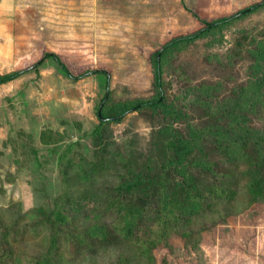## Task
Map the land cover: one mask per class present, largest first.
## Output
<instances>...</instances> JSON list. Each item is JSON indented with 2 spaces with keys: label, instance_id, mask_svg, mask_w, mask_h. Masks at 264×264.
I'll use <instances>...</instances> for the list:
<instances>
[{
  "label": "rangeland",
  "instance_id": "rangeland-1",
  "mask_svg": "<svg viewBox=\"0 0 264 264\" xmlns=\"http://www.w3.org/2000/svg\"><path fill=\"white\" fill-rule=\"evenodd\" d=\"M258 1L0 0V74L29 67L47 51L59 54L74 73L106 68L111 75L110 94L102 104L106 111L123 101L155 96L151 54L171 38L199 29L202 24L193 13L213 19ZM260 42L264 45V7L165 56L167 100L186 115L175 123L177 128L186 134L188 123L210 120L203 101L195 98L200 92L195 86L216 84L211 100H217L247 82L250 50ZM105 82L99 73L73 80L48 58L38 71L0 85V209L11 207L2 213H26L25 225L38 222L41 217L32 219V210H50L62 190H68L66 181L70 189L78 188L80 182L72 177L77 164L104 154L117 159L115 173L97 180V188L106 179L116 181L126 169L120 160L125 150L143 159L152 154L155 130L170 121L161 110L133 111L120 122H107L100 142L94 143ZM250 117L264 129V109ZM63 152L72 159L66 171L60 170ZM212 156L220 160L216 152ZM203 178L214 182L209 173ZM245 200L241 192L237 203L224 209L219 203L209 215L192 217L181 227L191 232L187 239L174 232L169 247L160 243L152 250L155 264H264V199ZM85 207L71 228L93 220V206ZM101 218L108 225L112 219ZM143 228L142 233L147 231ZM32 242L28 250H38L40 240ZM133 252L132 246L119 243L61 264H112L125 254L134 264H147Z\"/></svg>",
  "mask_w": 264,
  "mask_h": 264
},
{
  "label": "trees",
  "instance_id": "trees-1",
  "mask_svg": "<svg viewBox=\"0 0 264 264\" xmlns=\"http://www.w3.org/2000/svg\"><path fill=\"white\" fill-rule=\"evenodd\" d=\"M263 7L264 0H261L213 19L193 13L202 24L199 29L171 38L151 54L155 96L123 101L106 111L102 104L109 97L111 82L106 68L74 73L59 54L47 51L29 67L0 74L1 85L28 71H38L39 66L51 58L73 80L97 73L105 75L108 95L105 93L102 98L100 114L98 109L99 126L93 132L96 133V145L102 137V125L110 121L120 122L130 112L161 110L170 118L168 124L155 130L152 154L148 157L143 159L132 149L121 153L120 160L126 169L119 171L116 181L106 179L105 184L94 187L97 180L101 182L115 173L112 168L118 166L115 157L104 154L77 164L72 177L80 182L78 188L70 189L71 183L66 181L68 190H62L50 210H32V219L41 217L38 222L25 225L26 213L4 214L2 212L11 210V207L1 208L0 264L71 263L96 249L119 243L132 246L136 251L132 254H138L147 264H155L152 250L160 243L169 247L174 232L187 239L191 232L181 227L192 217L209 215L211 207L219 203H223V209L237 203L241 192L245 204L263 200L264 129L253 125L250 115L264 109V45L260 42L256 50H250L251 77L233 89L232 94L211 100V90L216 84L195 86V90H200L195 98L203 101L202 106L210 120L205 124L188 123L186 134L175 125L186 115L181 108L168 102L163 76V59L169 53ZM68 148L72 150L71 145ZM215 152L219 154V161L212 156ZM67 155L63 152L59 157L61 171L72 167V159ZM208 173L212 175L213 183L203 178ZM85 205L93 206V220L86 222L84 227L71 228L69 224L79 221V214L83 216ZM105 215L112 218L109 225L103 223L101 216ZM41 224L42 227L38 228ZM145 225L147 231L142 233ZM36 240H40L38 250H28L27 244ZM112 264L134 262L130 254H125Z\"/></svg>",
  "mask_w": 264,
  "mask_h": 264
},
{
  "label": "water",
  "instance_id": "water-1",
  "mask_svg": "<svg viewBox=\"0 0 264 264\" xmlns=\"http://www.w3.org/2000/svg\"><path fill=\"white\" fill-rule=\"evenodd\" d=\"M106 95H108V92H106ZM100 111H101V106H100V108H99V114H100Z\"/></svg>",
  "mask_w": 264,
  "mask_h": 264
},
{
  "label": "crops",
  "instance_id": "crops-1",
  "mask_svg": "<svg viewBox=\"0 0 264 264\" xmlns=\"http://www.w3.org/2000/svg\"><path fill=\"white\" fill-rule=\"evenodd\" d=\"M10 82V81H9ZM6 83H8V82H6ZM3 84H5V83H3ZM3 84H1V85H3Z\"/></svg>",
  "mask_w": 264,
  "mask_h": 264
}]
</instances>
